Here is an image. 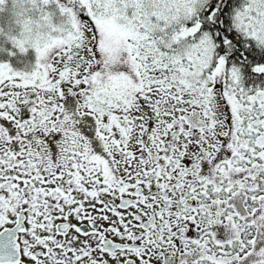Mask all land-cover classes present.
<instances>
[{"label": "snow or ice", "instance_id": "obj_1", "mask_svg": "<svg viewBox=\"0 0 264 264\" xmlns=\"http://www.w3.org/2000/svg\"><path fill=\"white\" fill-rule=\"evenodd\" d=\"M0 264H264V0H0Z\"/></svg>", "mask_w": 264, "mask_h": 264}]
</instances>
